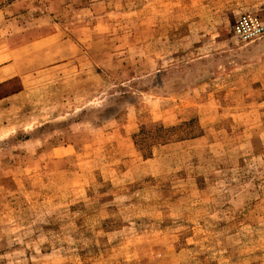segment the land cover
I'll return each mask as SVG.
<instances>
[{
	"label": "rangeland",
	"instance_id": "374dc122",
	"mask_svg": "<svg viewBox=\"0 0 264 264\" xmlns=\"http://www.w3.org/2000/svg\"><path fill=\"white\" fill-rule=\"evenodd\" d=\"M246 13L264 0H0V264H264Z\"/></svg>",
	"mask_w": 264,
	"mask_h": 264
},
{
	"label": "built area",
	"instance_id": "2783aa9c",
	"mask_svg": "<svg viewBox=\"0 0 264 264\" xmlns=\"http://www.w3.org/2000/svg\"><path fill=\"white\" fill-rule=\"evenodd\" d=\"M233 34L243 42H253L264 37V22L255 15H240L234 26Z\"/></svg>",
	"mask_w": 264,
	"mask_h": 264
},
{
	"label": "crops",
	"instance_id": "0c3cea01",
	"mask_svg": "<svg viewBox=\"0 0 264 264\" xmlns=\"http://www.w3.org/2000/svg\"><path fill=\"white\" fill-rule=\"evenodd\" d=\"M13 69L10 67V65H4L0 67V92L6 91L11 89L14 86V83H16L15 80H12L16 74H12ZM22 72V70L20 71ZM19 75V74H17ZM11 79V80H10ZM9 80V81H7ZM6 81V82H5ZM20 90H17L16 92L10 93V96L19 92ZM9 96L8 95H2L0 98H5Z\"/></svg>",
	"mask_w": 264,
	"mask_h": 264
}]
</instances>
